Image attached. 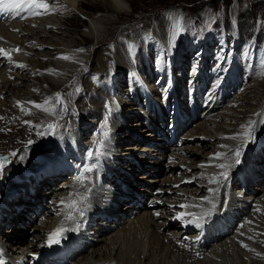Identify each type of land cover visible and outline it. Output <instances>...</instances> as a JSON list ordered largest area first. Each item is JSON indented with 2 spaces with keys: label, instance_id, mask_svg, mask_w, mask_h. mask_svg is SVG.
<instances>
[{
  "label": "bare ground",
  "instance_id": "obj_1",
  "mask_svg": "<svg viewBox=\"0 0 264 264\" xmlns=\"http://www.w3.org/2000/svg\"><path fill=\"white\" fill-rule=\"evenodd\" d=\"M109 1L111 2V5L107 4L110 6H106L105 10H111L116 16L121 15L123 11H125V6L131 4V0ZM46 2L51 8L55 9V11L49 15L55 13L62 15L66 10L72 12L71 15H73L77 8L82 5L80 0H46ZM41 11L43 10L41 9ZM177 12L178 11L169 12L163 25L162 22H160L153 26L152 32L154 34L157 33L156 36L165 43L169 51L168 60L162 64L165 65L168 63L174 70L175 66L176 68H179L185 64L184 61L189 62L193 59L192 63L195 65L194 70H196V65L198 64L197 69L198 72L201 73L209 67L210 59H208L205 51L204 62H201L202 58L198 60L200 52L193 57V53L196 52V49H194L196 43L192 45V49L194 50L193 53L189 55V46L187 44H184L183 46V41L180 38L177 39L181 28L184 26V22L183 26L180 22V19L183 20V17L181 18L179 15L176 16L175 13ZM2 14L4 16L0 19V49H4L8 52L11 56L12 62H9L7 56L0 54V94L3 95V99L0 101V119L2 120V122H0V133L2 132L3 125L9 127L10 124L12 125V130L10 131L21 130L20 133L26 135V140L22 142V145H27L28 141H31V145L27 150H24L23 147L18 148L17 146L16 153L13 152L12 159H9L11 162L13 160L14 163H10L11 165L8 163V169L2 168V170H0V194L6 192L3 189L6 188V190H8L9 188L14 187L13 177L19 173L23 167L29 166L33 168L44 159L50 157L49 153L53 155V159H57L55 154L60 152L58 147L62 148V151L69 150L70 147H76L79 150H83L85 147L92 145L104 131H107L114 139L117 148L121 152L120 154L133 155L138 159L139 165L136 166L138 171L134 170V166V169L131 167L129 173L132 177L136 172H142L141 175L136 176L133 179L135 183L142 186L137 188V190L139 192H144L151 189H161V191L156 193L153 197V199L157 201L153 202L149 209L141 211L131 220H125L109 232H106L103 227L100 228V237L97 239V242L93 246H90L85 254L78 256V258L70 264H264V248H262L264 246V190L260 187L264 184L263 178H261L257 186H250L251 189L256 191V195L255 198H253L254 200L247 199L246 201L249 203V208L256 209V211L248 214V223L242 229H236V234L233 236L229 237L227 234H221L223 239L212 244H207L204 249L205 254L201 258L195 259L191 254L180 250L178 245L170 242V237L165 232L169 231L173 234L178 233L190 236L187 229L182 227L180 222L174 220V211H180L179 206L175 204L184 202L190 196H195L197 191L200 190L198 188V181H187L189 178L192 180L195 179L197 173L205 169V165L212 164L214 161L219 163L224 161V164L235 163V158L232 155H228L227 159H214L213 161L210 159L211 157H214L216 153H222V151L228 152L231 148L234 150L240 147L241 143H247V141L243 140V137L246 134L249 121L255 122L252 125L254 137V141L252 142H256L258 139H262L264 142V122H262L264 121V117L258 115V113L264 111V74L261 76L257 74L255 76V71H253L254 73H251L250 78L252 80V77L255 76L254 80L256 81L254 83L250 82L249 85L245 86V88H248V92H245L244 94L241 93L236 99L233 98L234 96L229 98L228 101H226L228 104L222 109L216 110L213 113L214 116L212 118L203 117L199 120V112L205 108L209 109V107L206 104L205 107L199 108L197 112V120H195L196 123L194 122L191 129H189L193 141L185 144L181 148V152L177 154L176 158L168 145L161 143L155 146L158 151L156 156L160 155L162 160L157 164H154V161H150L153 152H146L144 156H147V161L151 162L150 164H154L152 167H146L143 165L146 160L143 159L142 155L139 153V151L144 150L145 147L136 144L133 140H129L133 143L131 145L124 144L126 143L124 140L128 139L131 133H138L141 129L145 131L143 132L145 135L142 136L144 141L153 139L149 137L152 133L149 130H144L145 126L140 120L136 123H129V125H127L130 120L134 121L136 118H141L142 120V114L136 111V107L132 105L130 99H127L124 96L120 97L121 95H124L123 93L126 90H128L123 89L125 87V85L123 86V83L126 84L124 81V74L122 73L123 71L118 68L105 71L102 68L105 64V56L103 57L102 54L107 53V50L101 48L93 55L94 57L92 58V61L96 63V74H99L98 77L92 78L91 72H88L87 75L83 74L82 78V67L80 68L81 65L77 62L84 56V54L83 52H78L76 50L85 49L84 46L87 44H77V40H74L69 36L58 38L53 35V33L59 32L58 26L63 24L59 20L61 15L60 17H55L57 19L55 22H49L48 20L50 18L47 20L42 19L45 14L37 16H32L25 12L20 13V15H13L12 13ZM102 21L103 20L100 18H92L88 25L90 31L88 30V32L83 35L88 39H93L95 37L98 41L102 27L101 25H103ZM176 23H179L181 27L179 31L174 34V24ZM159 25H162V28L159 27ZM48 26L50 27L47 28ZM157 26L160 28V32H158ZM155 27L156 31L154 30ZM207 40L208 39L205 41L201 40L200 45L198 46L201 47L202 43L205 46V49H207ZM176 41H178L179 44L174 48ZM99 42L100 40L98 43ZM150 43L151 48L146 50V55H150V53L157 48L158 50L160 49V47L156 46L153 42ZM181 47L184 48H182V52L180 53L178 48ZM14 49H19V52L13 51ZM46 49L47 51H45ZM117 49L118 52L114 50V54L116 55L115 57L119 59L121 67H123L122 65L127 64L129 46L123 42L118 44ZM184 51L187 53L184 54ZM27 53H33L34 56L37 57L46 56L49 61L43 63L39 61L41 58H34L35 60L31 59L32 62H29V58L26 57L28 56ZM61 56H70L72 59H60L59 57ZM131 59H133V64L136 70L141 72L144 76L143 78L141 75H138L141 79L137 78L135 80L137 84L132 86L133 90L131 91V95H140L143 92H146L163 109H165L166 112L167 110H171L167 105L171 102V96H168L166 100L162 101L161 97L158 96V98H155L152 95V92H154L151 87L152 82L155 78H158L154 74L157 70H160L161 67L157 68V64H147L146 62L145 63L148 66L141 62L139 64L136 62V57L134 55ZM89 60L90 59H87V61ZM25 61L29 63L27 65L28 68H20L16 66L17 64L25 65ZM85 61L86 60L81 62L84 66L86 65ZM39 64L42 65L41 67L45 66L46 71L38 75L35 68L39 67ZM222 64L223 61L219 63V66H222ZM239 64L237 63L238 66ZM237 65L235 64L230 71L233 82H235L234 80H236V77L239 75L236 72L242 71L243 73L244 70L242 76L246 74L245 69L242 67V70H240L241 68L238 70ZM48 68L50 70H48ZM181 71H183V69H181ZM68 72H70L72 76L74 75L75 78L81 77L85 80L83 84L80 79H78V82L81 83L82 86L84 85L89 93H85V102L81 101L77 105L81 111H86V122L76 124L72 128H60L55 132L53 131L50 133L48 125L51 123L48 121L52 120V114H50L52 111H50V109L52 108H49V106L44 104V107H47L49 111L46 112L39 109L42 110V114H44L46 118L50 119H46L41 113L33 112L30 114L32 116L30 120L26 119L27 117L25 115L28 114L23 115L24 110L21 111L22 114H19V109L17 110L14 108V104L18 103L19 99L25 103L29 102L28 105H24L23 103V109L26 110L31 107L33 104L32 102H35L37 99V96L33 93L35 90H40L41 96H47V90L42 86L43 82L52 89L61 88L63 85L62 83L60 84L59 81L65 80L64 78L68 76ZM180 73L181 72H177L178 75H180ZM221 75L223 74L221 73ZM36 76L40 77L36 78ZM8 78H10V80ZM179 81V78L176 81L173 79V82L170 84V89H174L176 86L179 89L180 85H182L181 82L180 84H177ZM233 82L231 86H233ZM138 87L139 90H137ZM80 91L82 92V88H80ZM155 93L157 95V92ZM94 95L103 100L94 101ZM91 101L93 109L89 105ZM102 102H104V109L101 107L103 112L97 111V107L100 106V103ZM64 104L66 105L67 103L63 102L58 105L54 103L53 106L56 107V111L60 114H68L70 109ZM227 107L229 108L227 109ZM251 107H253V109H251L252 111H248ZM109 108L112 109L110 115L108 112ZM32 109L38 110L34 105H32ZM133 110L134 112H132ZM27 111H31V109ZM219 111H221V114L216 113ZM131 112L137 113L133 119H128L129 113ZM5 113H12L14 117H11L9 114V116H3ZM41 115L44 117V120L38 121L37 123L34 121L36 128H33L32 126L30 129L24 128L22 124L23 120H26L28 124V122H31L34 118L42 119ZM96 117L102 125L98 130L96 128V126L99 125V123H96L97 120L96 122H94V120V123L91 122L92 119ZM106 117L108 124L105 127ZM180 118L181 115H178V125ZM125 120L128 121L124 126ZM185 123H189V120H186ZM63 132H65L64 135H62ZM121 132L124 133L120 134ZM90 135L91 139L90 137L86 138V136L88 137ZM231 137H235V139H231ZM3 138H5V136ZM136 140L139 141L138 138ZM193 142L197 143L196 146L193 145ZM164 143H166V141ZM221 145H225V147L222 148ZM173 146L176 147V144ZM242 148L243 147H240V150ZM201 149L202 154L200 156L199 153ZM262 151L263 154L259 156V159L261 157L264 159V148H262ZM25 154H27V158L20 167L17 161L25 156ZM201 165H204V167H201ZM221 169L222 168H219L218 172H220ZM259 176H262V174ZM259 176L257 177L258 180ZM200 178H198V180ZM40 195L41 193H38L35 196L40 197ZM42 200L43 199L40 201ZM23 203L25 204L26 202ZM22 211L15 213L14 216L9 219V222L12 224L5 227L3 234L1 235V239L4 242L15 240V244L11 249L14 250V253L21 255L27 250L35 251L34 243L31 238L38 236L39 231L47 227L46 225L54 218V213L51 212V210H48L45 217L40 219L39 222L34 225L21 215ZM119 212L126 214L128 212V206L123 205L119 209ZM157 213L159 215H157ZM112 222L113 221L105 223L101 220L98 224L108 226L111 225ZM164 224H166V226H163ZM20 226L23 227L21 228ZM29 228H31L32 231L26 232ZM29 236L31 238L26 240L25 237ZM242 244L247 245V247H243ZM257 253H259V255H257Z\"/></svg>",
  "mask_w": 264,
  "mask_h": 264
},
{
  "label": "rangeland",
  "instance_id": "obj_2",
  "mask_svg": "<svg viewBox=\"0 0 264 264\" xmlns=\"http://www.w3.org/2000/svg\"><path fill=\"white\" fill-rule=\"evenodd\" d=\"M80 2L83 6L81 5L79 8H77V10L74 12L73 15H71L72 12H69L68 10H66L62 13V15L56 14V13L53 15L45 14L44 17H42V19L47 20L48 18H50L48 20L49 22L51 21L55 22L57 20L55 17H60L61 15L59 20L63 24L61 26L58 24L59 32H55L53 33V35L58 38L69 36L70 38L77 40V44H80V43L82 45L87 44L84 46L85 47L84 49L85 51L83 52L84 56L77 62V63H80L79 64L81 65L80 68L82 67L81 69L83 71L82 76H81L82 78H83V74L87 75L88 72L89 73L91 72L92 78L98 77L99 74H96V63L92 61V58L94 57L93 55L95 54V52L101 48L107 50V53L102 54L103 57L105 56L104 58L105 64L103 65L102 68L105 71L113 70V68L121 69V71H123L122 73L124 74V78H125L124 81L130 85V88L132 85L135 84L136 82L135 80L138 77V75H141L144 78L143 74L139 72L138 70H136L133 64V59H131L133 55L136 57V62L139 64L141 62L142 64L148 66L147 64L156 65L160 62V67H161L162 63L165 62V56H164L165 51H164V47L160 45L162 41L160 40L158 36H156L157 33L154 34L152 32L153 26L154 24H158L160 22H162V25H163L164 21L166 20L165 18H167L168 13L176 12V11L180 12V13L178 12L175 13L176 16L179 15V17L181 18L183 17V20L180 19L182 26L184 22V26L181 28L177 39L180 38L183 41V44H182L183 46L184 44H187L189 46L188 47V49L190 50L189 55H191V53H193V50L196 49V52L193 53V57L196 56L197 51H200V56H203V53L201 52L202 49L197 48L199 45L198 43L200 42V40L208 39L207 40L208 42L207 57L208 59H210L209 63L211 67L216 66L217 64L219 65V63L223 61L222 65L225 67L227 64L228 66L229 65L233 66L234 64L237 65V63L238 64L240 63L239 66L237 65L238 70L240 68H241L240 70H242L243 68L245 69L246 74H244L245 76L243 75L244 76L243 79L240 80V82H238L235 88H230L229 92H231V94H234L233 95L234 97L232 96L234 99L238 98L241 95V93L244 94L245 92H248L247 91L248 88H245V86L249 85L250 82L254 83L256 81L254 79L257 74L259 76L264 74V46L262 45L258 46L252 34L243 35V38L247 40L245 42H240L237 40V30H236L237 24H236L235 15L233 16V13L234 12L236 13L237 11L238 2H242L243 5H247L250 2V0H231L227 13H224L223 10L219 7V5H217L214 2V0H131V4L126 5L125 11H123V13L119 16H116L114 12H112L111 10L109 11L105 10L106 6L111 5V2L109 0H80ZM107 4H110V5H107ZM210 5H217V6L211 7ZM259 10H261V13L264 14V3L262 7L261 6L259 7L258 11ZM247 11L241 12V18H242V23L246 22V24H249L251 22L249 13L251 11L253 13L255 10L252 8L250 11H248V13H246ZM92 18H100L101 20H103L102 21L103 25H101L102 27L100 31V36L98 37L100 40L99 43H98L99 40L97 41V38L94 37L93 39L92 38L88 39L83 35L86 32H88L89 30L88 25ZM256 19L257 20L254 23L255 30L259 29L263 24V20H258V18ZM37 20H40V19H37ZM162 25L161 26L159 25V27L162 28ZM49 27L50 26H48L47 28ZM159 27L157 26L158 32L161 31ZM228 29L230 31H228ZM154 30L156 31V27L154 28ZM123 42L129 46V52L127 53L128 54L127 64L122 65L123 67H121V63L119 62V59L115 57L116 55L114 54V50L118 52V49H117L118 44L119 43L121 44ZM150 42H153L156 46L160 47V49L158 50V48L155 47L157 48L156 50L152 51L150 55L149 54L146 55V50L147 49L149 50L151 47ZM191 42L196 43V45H194L196 46L194 49H192L193 46ZM178 44H179L178 41H176V43L174 44V48ZM253 44H255V47L253 46ZM182 48L184 47L178 48L180 53L182 52ZM45 51H47V49ZM185 53L187 52L184 51V54ZM27 55L28 56L26 57L29 58V62H32L31 59L33 60L34 58L35 59L41 58L39 59V61L43 63H46L47 61H49L46 56L37 57V56H34L33 53H27ZM43 57H46V58H43ZM87 59H90V60L87 61ZM84 60H86L85 66L82 65L83 63H81ZM192 61L193 59H191L189 62L184 61L185 64L179 68H176V66L174 67V71H175L174 74L179 78L181 83H183V80H186L189 77L192 70L195 68L194 67L195 65H193ZM25 62L26 63L24 66L28 68L27 65L29 63H27V61ZM229 62H231L232 64H230ZM38 66L39 67L35 68L38 75L46 71L45 66L41 67L42 65L40 64ZM181 69H183V71H181ZM48 70L50 69L48 68ZM166 70L168 71L169 69H166ZM253 71H255V73ZM177 72H181L183 73V75L180 76L177 74ZM237 73L241 74V71H238ZM243 73H244V70H243ZM251 73H254L255 75L252 77V80L250 78ZM39 77L40 76H36V78H39ZM81 77L75 78L74 75L72 76L71 73L68 72V76L64 78L65 80L59 81V83L60 84L62 83L63 85L61 88L52 89L45 82H43L42 86L43 88H46L47 96H44V97L41 96L40 90L38 91L35 90L33 92L35 96H37L38 100L36 99L35 102H32L33 103L32 105L39 104V105L44 106L45 101L46 100L49 101L47 106H49V108H52L50 109V111L52 110L50 113L52 114L51 116L52 120L48 122L55 125L54 132L60 128H65V127L72 128L76 124L86 122L85 121L86 111L84 112L81 111L79 106L77 105L81 101L85 102V99H84L86 95L85 93H89L86 90V87L84 85L82 86L85 80L82 79ZM8 79L10 80V78ZM78 79H80L82 84L78 82ZM124 84L125 83H123V86ZM16 87H19V86H16ZM80 88H82V92L80 91ZM84 88H85V92H84ZM77 89H79V91H77ZM123 89H128V86L126 87L125 85ZM153 91L154 92H152V95L155 98H158V96L155 93L156 91L154 89ZM57 93L60 94L61 100L64 103L65 102L67 103L66 105L65 104L64 105L70 109V112L68 114H60L59 112L56 111L55 109L56 107L53 106L54 103H56L57 105L61 104V103L56 102ZM94 96H93L94 101L103 100V99L98 98L97 96L95 97ZM2 99H3V95L0 94V101H2ZM23 103L24 105L29 104V102L25 103L20 99H19V103L14 104V108L17 110L19 109V114H22L21 113L22 110L20 109L24 108ZM107 103H110V102H107ZM227 104L228 103H226V105ZM32 105L31 107H29L26 110L24 109L23 111V115L28 114V115H25L27 117L26 118L27 120H30L32 118L30 114L33 112H37L41 114L43 113L42 110L32 109ZM89 105L93 109L92 101ZM103 105H104V102L100 103V106H98L96 110L103 112L102 110V108L104 107ZM228 108L229 107H227V109ZM29 109H31V111H27ZM251 109H253V107L248 109V111H252ZM244 110H245V107H244ZM59 111H62V110H59ZM239 111H240V108H239ZM220 112L221 111L216 112V113H220ZM8 114L9 113L7 114L5 113L3 114V116H6ZM9 115L11 117H14L12 113H10ZM42 115L46 118L44 114ZM43 116L41 117L42 119H39V118L32 119V121L28 122V124L26 120H23L22 124L25 129H30L32 127L36 128V124H34V121L36 123L38 121H43L44 120ZM46 119H50V118H46ZM139 120L142 121L141 118H136L134 119V121L130 120L127 123V125H129V123H136ZM93 121L96 123H99V125H97L96 128L97 130L100 129L102 125L100 124L99 119H97L96 117L92 119L91 122L94 123ZM0 122H2L1 119H0ZM107 124H108V121H107ZM10 130H12V125L9 124V127L3 125L2 132L0 133V158H5L3 168H7V169L9 168L8 163L9 164L14 163L13 160L11 162V160L9 159H12L11 158L12 154L13 152L17 150L16 149L17 146L18 148L23 147L24 150H27L29 146L31 145L29 141L27 145H22V142L26 140L25 138L26 135L24 133H20L21 130L19 131H16V130L10 131ZM140 131H143V129L139 130L138 133H140ZM49 132L52 133L53 131L49 130ZM123 133L124 132H121L120 134H123ZM62 134H65V132H63ZM144 135L145 134L143 133L142 136ZM4 136L5 138H9V139L3 138ZM29 136H30V133H29ZM89 137L91 139V135L88 137L86 136V138H89ZM129 139L130 137L124 140V142H126L124 144H130V145L133 144L131 141H129ZM248 142H250V140L247 141V143ZM193 145L196 146V144H193ZM61 149L62 148L58 147V150H61ZM201 154H202V149L200 150L199 155L201 156ZM25 156H23L21 159L17 161L20 167L25 162L27 158V154H25ZM141 173L142 172L136 173L137 174L136 176L141 175ZM262 248H264V246ZM77 258L78 256L76 258H73V260L71 261L74 262ZM68 263L70 264L71 262H68Z\"/></svg>",
  "mask_w": 264,
  "mask_h": 264
},
{
  "label": "snow or ice",
  "instance_id": "obj_3",
  "mask_svg": "<svg viewBox=\"0 0 264 264\" xmlns=\"http://www.w3.org/2000/svg\"><path fill=\"white\" fill-rule=\"evenodd\" d=\"M41 9L43 11H41ZM55 11V9L51 8L49 6V4L46 2V0H0V13H12L14 15H20V13L25 12V13H29L32 16H37V15H44V14H52ZM181 25L179 23L174 24V34H176L179 29H180ZM13 51L19 52V49H14ZM78 52H84V49H78L76 50ZM0 54L7 56L9 59V62L11 63V56L8 54V52H6L4 49H0ZM60 59H64V60H71L72 57L70 56H61L59 57ZM17 67L23 68L25 67L23 64H17ZM77 91H79V89H77ZM56 102L58 103H63V101L60 98V94L57 93L56 95ZM19 103V102H18ZM49 103L48 100L45 101V105H47ZM34 107L38 108V109H42L43 111H49V109L47 107H44L42 105L39 104H34ZM21 110L23 111L24 109L21 108ZM112 109L109 108L108 112L109 115L111 114ZM259 116L264 117V112L262 113H258ZM264 122V121H262ZM254 121H249V124L247 126V130H246V134L243 137L244 141H249V140H253L254 141V137H253V128L252 125L254 124ZM107 126V117L105 118V127ZM48 128L50 131H54L55 129V125L53 124H49ZM102 138H98L95 141L94 144V150L92 151H88L87 153V158L89 160L94 161L93 163L90 164H86L83 166V170L84 172H91L93 169H95L97 167V162L100 160V158L102 156L106 155V147H107V140L109 137V133L107 131H104L101 134ZM231 139H235V137H231ZM29 143H31V141H29ZM244 145L241 144L240 147H243ZM221 147H225V145H221ZM240 147L236 148V149H230L229 151L231 152V154L235 157V162L239 163L240 162V156H241V151H240ZM214 159H227V156L225 154H221V153H216L213 157ZM4 162H5V158H0V170H2L3 166H4ZM201 167H204V165H201ZM216 167L219 168H228L231 167V165L229 164H219L216 165ZM226 175V174H225ZM215 180H211L210 183H215ZM205 200H207L208 198L205 197ZM181 207H188V205H181ZM213 207H215V205L213 204ZM157 215H159L157 213ZM177 218L182 219L183 218V214H181L180 216H178ZM69 219H71V217H69ZM197 227H202V225L197 222L196 223ZM66 231V229L64 228H57L53 233L49 234V242L50 245L51 243H58V239H54V237H56L58 234H61L62 232ZM49 245V246H50ZM243 247H247V245H243ZM257 255H259V253H257ZM0 264H5V262L0 259Z\"/></svg>",
  "mask_w": 264,
  "mask_h": 264
},
{
  "label": "trees",
  "instance_id": "obj_4",
  "mask_svg": "<svg viewBox=\"0 0 264 264\" xmlns=\"http://www.w3.org/2000/svg\"><path fill=\"white\" fill-rule=\"evenodd\" d=\"M214 2L217 5H219V7L223 10L224 13L228 12L231 0H214ZM263 3L264 0H250V2L247 5H243L242 2H238L237 12H236V24H237L238 39L240 41L243 42L247 41L246 39L243 38L244 34L246 35L252 34L255 38L256 44L258 46L260 45L264 46V14L261 13V10L258 11L259 7L260 6L262 7ZM217 5H210V6L214 7ZM252 8L255 11L253 13L252 11L249 13L251 22L249 24H246V22L242 23L241 12L247 11L248 9H249L248 11H250ZM248 11L246 13H248ZM256 18H258V20H263L262 26L257 30L254 29V23L257 20Z\"/></svg>",
  "mask_w": 264,
  "mask_h": 264
}]
</instances>
